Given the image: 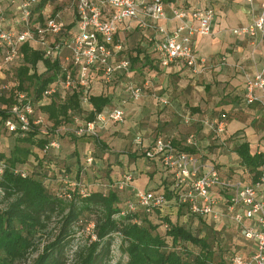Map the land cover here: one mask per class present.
I'll use <instances>...</instances> for the list:
<instances>
[{
  "label": "trees",
  "instance_id": "16d2710c",
  "mask_svg": "<svg viewBox=\"0 0 264 264\" xmlns=\"http://www.w3.org/2000/svg\"><path fill=\"white\" fill-rule=\"evenodd\" d=\"M55 1L40 0L34 5L33 12L39 21L44 20L46 4ZM67 33L72 34L69 29L61 36ZM122 54L121 58H128L131 63V79L142 84L144 79H137L140 75L137 73L145 65L140 51L123 49ZM5 55L6 47L0 45V70L6 74L3 84L8 86L0 98V137H9L12 142L8 150L0 148V264H111L115 238L120 239L119 249L128 259L114 264H231L234 254L250 257L255 242L242 235L234 222L218 228L215 220L192 213L189 203L180 201L182 193L174 191L172 175L165 168L162 167L167 182L153 191L164 195L167 203L150 207L149 211L143 206L128 211L126 202L134 193L129 186L120 189L119 180L113 181L109 156L100 151H106L107 146L100 137H94L100 152L93 150L90 154L93 157L91 166L96 159L102 161L96 167L100 173H90V179L97 181L96 188L93 181L86 182L88 172L79 156L72 153L67 159L55 149L46 148L53 139L64 135L62 132L55 134L59 126L74 127L75 117L92 121L97 113L113 106L104 92L111 85L103 83L101 65L93 67L86 108L82 106L85 89L81 86H72L64 94H55L46 104L40 105L47 88L54 85L61 89L58 84L62 75L60 59L47 57L41 45L29 41L20 44L18 57L12 63H6ZM40 63L44 65L41 72L38 71ZM138 63L140 68H135ZM118 77L114 86L115 83L125 86L126 75ZM97 85L101 91L96 90ZM19 94L25 95L24 101L45 112L49 126L47 123L31 124L24 129L17 124L15 131L5 126L11 117L9 110L17 103ZM35 116L38 117V112ZM79 137L84 136L68 132L65 142L76 141ZM37 149L43 154H38ZM182 150L196 154L207 164H214L192 147ZM235 151L251 181L264 175V146H251L246 140L238 144ZM140 156L146 157L145 152ZM155 159L147 158L149 161ZM53 171L62 180L71 181L72 186L64 185L51 174ZM90 224H94L90 235L85 244L77 247L71 260L69 247L77 234ZM45 237L50 241L42 244Z\"/></svg>",
  "mask_w": 264,
  "mask_h": 264
},
{
  "label": "built area",
  "instance_id": "2783aa9c",
  "mask_svg": "<svg viewBox=\"0 0 264 264\" xmlns=\"http://www.w3.org/2000/svg\"><path fill=\"white\" fill-rule=\"evenodd\" d=\"M18 10V19L14 27L5 28V14L0 11V45L6 47L5 61L12 63L18 57V48L23 42H35L45 49L47 57H58L61 61L62 75L58 82L61 89L51 86L43 92L40 105H44L55 94H64L72 86L85 89L82 106L89 103L88 89L92 83V70L97 64L103 67V83L113 85L120 74H125L128 82L124 86L126 97L117 106H111L97 113L92 121L85 122L79 117L74 118V127L63 125L57 133L67 131L76 136L100 137L101 131L109 124L122 123L125 120L124 105L129 99H139L143 96L146 82L136 83L131 79V63L128 58H117L120 44L115 42V34L119 25L126 20L136 19L140 28H154L163 35L156 41L153 52L158 56L161 67H168L176 62H183L194 73H201L205 68L206 59L199 57L192 48V40L196 35H208L214 17L212 8L196 9L190 15L184 8H173L172 14L181 21L172 32H167L156 22L166 17V0H74L77 16V30L66 33V22L60 15L44 17L39 21L33 12L35 0H11ZM252 2V0H248ZM143 14L145 18H140ZM191 16V17H190ZM190 17V18H188ZM148 18V19H146ZM264 31V3L262 11L254 21L247 26L232 29L235 34L255 37ZM60 36L58 40L57 37ZM0 98L6 84L0 85ZM25 95L19 94L6 120L5 126L10 131L17 129V124L26 129L31 124H46L45 116L36 114V106L24 101ZM244 101L248 105L257 104L264 109V74L245 75ZM158 102L167 104L168 100L158 97ZM203 124L217 136L225 131L223 120L205 119ZM193 135L187 139V145H194ZM138 149L145 152L146 158L158 159L162 167L168 170L174 181V191L182 193L181 202L189 203L192 213L218 220L222 217L231 218L241 229L242 235L255 242L254 252L249 258L234 254L231 264H264V175L256 181H245L235 176L222 177L215 164H207L199 156L177 148L175 144L163 135H157L153 145L143 146V138L136 137ZM46 148L59 149L60 139H53ZM91 164L93 157L86 158ZM134 175L125 173L118 181L120 189L131 186ZM134 197L127 200L128 211H136L139 206H163L167 199L153 190L133 189ZM84 196L85 193L81 191ZM69 197L68 194H64ZM219 208L221 210H219ZM252 223L247 225L246 221ZM94 224L89 228L93 229Z\"/></svg>",
  "mask_w": 264,
  "mask_h": 264
},
{
  "label": "crops",
  "instance_id": "0c3cea01",
  "mask_svg": "<svg viewBox=\"0 0 264 264\" xmlns=\"http://www.w3.org/2000/svg\"><path fill=\"white\" fill-rule=\"evenodd\" d=\"M34 2L36 5L40 0ZM263 3L264 0H166V17L156 24L163 26L167 32L174 31L181 23L173 16V8H184L189 15L196 9L214 10L210 34L196 35L191 43L194 52L206 59L201 73L192 72L181 61L161 67L153 46L163 35L156 29L140 28L136 19L119 25L115 42L121 45L122 50L140 51L145 65L137 73L140 74L137 79H144L147 86L141 98L129 99L124 105L125 120L109 124L100 133L99 140L107 146L106 151H100L109 156L108 164H111L114 182L128 172L134 175L129 186L132 191L157 190L167 182L161 162L140 156L142 151L135 144L136 137L141 136L143 146L149 148L157 135L171 140L177 148H194L209 162L218 165L222 177L233 175L245 181L251 180L241 166L235 148L246 140L251 146H264V109L244 101L245 75L264 74V31L250 37L235 34L232 29L250 25L260 15ZM0 11L5 14V28L14 27L18 10L12 1L0 0ZM44 13V17L60 15L66 22L67 31L70 29L73 33L77 30L74 0L49 2L44 7ZM139 17L145 18L143 14ZM122 50L117 49L116 59L124 55ZM135 68H140V64H136ZM5 78L6 74L0 70V85ZM97 90L101 91V88ZM104 92L109 95L113 106L119 105L126 97L123 83H115ZM158 97L167 99L168 103L161 104ZM36 112L45 116L39 108ZM207 118L224 121L225 131L221 136H216L203 124ZM191 135L195 144L188 146L187 139ZM67 144L72 145V152L64 155L67 159L76 154L82 160L87 175L100 173L96 167L102 164L101 159H96L92 166L86 160L93 150L100 152L93 137H79ZM235 170L237 172L233 173ZM230 222L229 217L216 220L218 228ZM246 223L249 225L252 222L247 220Z\"/></svg>",
  "mask_w": 264,
  "mask_h": 264
},
{
  "label": "rangeland",
  "instance_id": "374dc122",
  "mask_svg": "<svg viewBox=\"0 0 264 264\" xmlns=\"http://www.w3.org/2000/svg\"><path fill=\"white\" fill-rule=\"evenodd\" d=\"M44 70V65L42 64V63H40V65L38 66V71H43ZM99 87V85H97L95 88H96V90H97V88ZM96 90H95V92H96ZM87 107V106H86ZM42 111V110H41ZM43 112V111H42ZM44 116V115H43ZM65 125V124H64ZM67 125V124H66ZM47 126H49L48 125V122H47ZM63 125H61V126H59V127H62ZM67 126H71V125H67ZM62 133H64V135L63 134H61L60 135V148L59 149H55L56 150V152H57V154H59L60 156H62L63 158H66V156H64V155H66V154H68V153H70V152H72V150H71V148H72V145H70V144H67V142H65V140H66V136H67V131H62ZM55 134L57 135V130L55 129ZM55 136V135H54ZM94 138V137H93ZM11 138H9V137H6V136H1L0 137V148H3V149H7L8 150V148L11 146ZM37 152H38V154H43L40 150H36ZM235 169H236V167H235ZM235 172H237L236 170L235 171H233V173H235ZM54 173H56V171H53L51 174L52 175H54L55 177H57V178H59L60 180H62V178H61V176L60 175H58V174H54ZM88 174V173H87ZM58 175V176H57ZM90 177H91V175L89 174V175H87V178H85V180H86V182L87 183H90V182H92L93 181V183L92 184H94V187L96 188V186H95V184H96V182L97 181H94L95 179H93V180H91L90 179ZM70 178V177H69ZM63 181V183H64V185H66V184H68V185H70V186H72V183H70L71 181H67V180H62ZM63 186L61 185V187H60V190H61V188H62ZM61 192V191H60ZM231 223V222H230ZM229 223V224H230ZM54 227V225H51V228H53ZM235 228V227H234ZM91 229L92 228H89V226L87 227V228H85V230L83 231V232H81V233H79V234H77V236L75 237V239H74V242H73V244H72V246H71V248L69 247V251H68V255H69V258L72 260L73 259V257H74V251L77 249V247L78 246H81V245H83V244H85V242H86V240H87V236H89L90 235V233H91ZM50 240L47 238V237H45V240H43V242H42V244H46V243H48ZM119 243H120V239L119 238H115V241H114V244H113V247H112V263L111 264H114V263H116L117 261H120V260H122V261H127V259H128V257L127 256H125V255H122V253H121V251H120V249H119ZM246 252H247V250H246Z\"/></svg>",
  "mask_w": 264,
  "mask_h": 264
}]
</instances>
